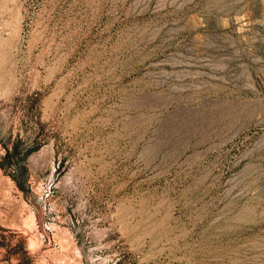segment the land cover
I'll use <instances>...</instances> for the list:
<instances>
[{"label": "rangeland", "instance_id": "obj_1", "mask_svg": "<svg viewBox=\"0 0 264 264\" xmlns=\"http://www.w3.org/2000/svg\"><path fill=\"white\" fill-rule=\"evenodd\" d=\"M18 140L0 264H264V0H0Z\"/></svg>", "mask_w": 264, "mask_h": 264}, {"label": "trees", "instance_id": "obj_2", "mask_svg": "<svg viewBox=\"0 0 264 264\" xmlns=\"http://www.w3.org/2000/svg\"><path fill=\"white\" fill-rule=\"evenodd\" d=\"M3 145L6 149V153L4 155H0V168L6 169L7 166L12 168L13 172L10 173L12 179L17 182L18 186L22 190H24L28 186V169L26 167L25 161L34 149L25 148L22 140H18L16 143L13 144L12 147H9L7 143H3ZM0 229H2L1 226ZM0 247H8L6 237L2 235H0ZM21 251H23V254L25 256L23 261L20 262V264H31V258L29 256H26L27 253L25 251L24 246L21 247ZM14 253L16 252H11L9 254L12 255ZM11 255H9V257Z\"/></svg>", "mask_w": 264, "mask_h": 264}]
</instances>
